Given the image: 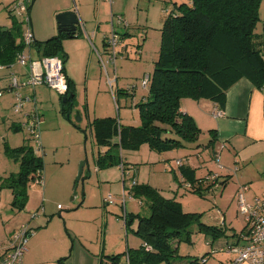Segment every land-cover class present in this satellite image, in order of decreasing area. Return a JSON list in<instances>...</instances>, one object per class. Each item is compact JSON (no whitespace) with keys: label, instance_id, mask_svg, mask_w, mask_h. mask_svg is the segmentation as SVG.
<instances>
[{"label":"rangeland","instance_id":"obj_1","mask_svg":"<svg viewBox=\"0 0 264 264\" xmlns=\"http://www.w3.org/2000/svg\"><path fill=\"white\" fill-rule=\"evenodd\" d=\"M0 1V26L4 25L9 28L14 20L18 22L21 34L27 30V24L24 23L23 17L14 14L10 16L8 11L12 10L11 7L16 3L32 2L29 10L30 29L32 28L35 36L40 37L42 42L58 33L56 17L60 13L56 11L66 4L72 12L77 7L76 9L84 20V31L87 34L96 30L98 24L101 28L100 35L107 33L110 35L109 11L115 15L113 20L117 31L128 33V36L124 35L126 37L123 39L127 41L125 43L126 53L117 47L116 65L115 63L106 64L105 70L102 62H106L108 54L102 58L98 56L97 42L92 41L94 45L92 47L90 44L88 51L86 46L78 44L75 47L74 41L64 40L70 44L68 48H65L69 53V59H65L64 64L71 69V72L76 73L79 82L73 100L74 106L68 114L71 122L60 111L63 107L60 95L48 86L43 87L42 92L36 90V98H34L36 103L34 100L24 102L20 111L13 112V102L7 107L0 99V239L8 241L9 236L12 235L8 231L9 228L19 222L20 218L29 215L30 213H27L29 209L40 208L42 212L43 206L46 210L45 218H50V220L47 225H44L45 228L42 226L34 239L39 249L47 250L53 247L52 250L62 253L64 255L62 259H65L64 257L67 258L70 254L71 241L80 240L83 248L94 257L96 264L99 260H102L103 264H113L110 259L114 255L117 256V249L121 244L122 247L127 243L129 248H136L141 243V239L132 233V228L126 229L125 233L123 221L125 214L136 212L144 217L149 212L146 197L129 196L128 189L133 186L134 182L158 189L162 197L174 198L180 202L184 212L196 211L202 214V218L209 219L214 214L217 215V212L218 218L224 214L226 216L230 208V213L236 212L237 214L236 219L231 215V217L227 216L232 221L236 220L234 229L237 231L242 226L244 228L245 218L235 204L236 188L235 193L230 191L231 186L223 191L221 185L215 184L212 185L211 188L214 189L211 192L203 191L201 197L194 193L193 189L185 187L186 181L180 175L181 164L183 167L195 166L193 169L195 176L203 179L208 176V170L214 171V163L216 167L222 168L219 165V157L218 163L214 160V154L220 153L222 146L218 147L217 144L212 143L210 147H207L213 138L210 132L213 126L212 118L220 117L218 114L211 117L213 100L208 97H201L198 100L184 99L180 104L182 109H188V113H191V118L200 130L197 140L186 142L184 148L172 147L156 151L151 149L148 143H142L136 149L122 148L121 151L113 147V153L123 158L122 161L126 164L127 169L123 170L125 178L118 165L101 167L98 171L94 160L98 151L105 150L106 147H98L94 142L92 130L90 131L89 127L90 122L95 118L111 117L126 127L140 124L139 109L135 105L148 95V89L142 81L152 73L154 62L158 59L161 42V31L159 30L168 15L165 9L171 10L172 3L182 4L187 0H112L111 10L108 3L104 5L103 0ZM260 1L257 13L259 20L254 26L256 45L262 41L264 31V0ZM97 10L100 11V19L96 16ZM117 17L121 18L122 26H118ZM78 29L81 31L80 36L85 38L86 35L81 25ZM24 53L28 57V50ZM31 53L34 56L35 50L33 49ZM87 64L91 66V81L88 83V90L85 91L83 83H85L84 73L86 72L84 71ZM24 70L23 66L13 65L0 70V75L4 77L5 74L10 78L14 75L18 81L24 83L27 80V76L23 74ZM107 72L109 80L112 81L110 87L107 83ZM117 77V84H115L114 79ZM6 84L5 81H1L0 87ZM42 86L45 85L42 84ZM31 91V87L24 86L20 92L29 94ZM34 107L41 115L39 123L41 148L39 149L35 147L26 131L14 132L8 125L15 117L20 118L22 111L27 108L31 110ZM73 123L79 129L74 127ZM117 140L118 138H113L112 142L115 143ZM24 144L32 147L35 154L42 159V182L41 184L33 181L28 183L27 200L24 209L19 211L12 210V193L9 188H6L4 180L8 175H15L18 172L19 164L14 157L7 155L5 150H14ZM179 161L181 164L178 165ZM83 162L82 174L79 180H76L79 167ZM181 181L185 183L182 185ZM233 182L234 180H231L230 184L232 185ZM74 192L76 197H74ZM246 194L247 191L245 198ZM231 204H234L233 208L229 207ZM36 213H31V217H34ZM222 219L223 217L220 219V224ZM229 224L228 221L226 226H220L224 234L212 237L207 233L197 231V224L190 222L185 230L181 231L180 240L175 243V245L178 244L179 256L174 258L171 264H228V260L233 255L221 250L226 249L227 245H231L234 241V237L230 236L233 231L228 230ZM23 225L28 226V224ZM30 231L34 233L35 230L30 229ZM104 233L107 235L105 245L103 243ZM63 241L64 244H62ZM101 247H104L105 251ZM124 253L119 254L117 264H127ZM192 261L197 262L192 263ZM63 262L70 264L67 260ZM158 264L167 263L163 261Z\"/></svg>","mask_w":264,"mask_h":264},{"label":"trees","instance_id":"obj_2","mask_svg":"<svg viewBox=\"0 0 264 264\" xmlns=\"http://www.w3.org/2000/svg\"><path fill=\"white\" fill-rule=\"evenodd\" d=\"M260 3V0H187L182 4L172 3L171 10L165 9L168 15L159 30L161 42L158 59L145 81L148 95L135 105L139 109L140 124L126 127L111 117L96 118L90 123L94 142L98 147H106L103 152L98 151L94 158L98 170L101 167L118 165L124 175L126 164L120 156L113 153V147L121 151L122 148L136 149L140 144L148 143L151 149L161 151L172 147L184 148L186 142L196 141L200 130L191 115L182 110L180 104L184 99L198 100L201 97H208L213 100L219 111V107L221 109L223 107L226 90L238 80L247 78L255 87L264 88V31L262 41L257 45L254 42L256 37L254 26L259 20L257 13ZM23 5L28 14L32 2ZM8 12L10 16L14 14L22 17L12 10ZM112 15L115 16L113 13ZM14 22L13 20L9 28L0 26V69L17 64L15 62L17 56L22 51L29 52V48L34 49L41 57H59L64 65L67 55L61 47L63 40L76 38L81 33L78 23L74 34L58 32L44 42L33 40L28 46L23 40L24 32L21 34L18 22ZM118 34L120 40L124 42L125 34L119 32ZM104 46L108 52L106 38ZM67 81L68 91L59 98L63 105L60 111L70 121L68 114L74 106L75 95L68 78ZM10 88L13 89L11 86ZM29 101L30 99L27 101L24 99L22 107L24 102ZM34 108L38 111L36 107ZM13 110L16 112L15 108ZM26 115L24 122L27 120ZM24 122L19 124L15 132L18 128L25 129L21 125ZM73 125L79 129L75 123ZM210 132L213 138L207 147L214 143L215 130ZM113 138L118 140L114 143ZM5 151L19 164L18 172L15 175H8L4 180L6 188L12 193V208L21 211L27 200L28 183L42 182V159L27 144ZM180 169L182 178L188 175L183 180L189 184V189H193V192L201 197L203 191L206 192L212 185L218 183L217 178L214 182H202L207 176L204 179H197L193 170L183 167L182 164ZM188 172L193 175L187 174ZM75 185L76 183L73 185L74 188ZM129 195L146 197L149 215L124 216L125 230L130 228L134 220L137 221L133 233L142 242L137 249H129L124 253L127 264H158L163 261L171 264L172 260L179 256L178 244L175 243L180 240L181 231L185 230L190 222L197 224V231L212 237L224 234L222 226L204 224L202 214L184 212L180 202L174 198L162 197L157 189L149 185H138L134 182ZM242 229L240 239L247 234L246 224ZM144 244L150 249H145L142 246ZM119 256H112L110 260L113 264L118 263ZM194 262L197 261H192Z\"/></svg>","mask_w":264,"mask_h":264},{"label":"crops","instance_id":"obj_3","mask_svg":"<svg viewBox=\"0 0 264 264\" xmlns=\"http://www.w3.org/2000/svg\"><path fill=\"white\" fill-rule=\"evenodd\" d=\"M103 2H104V5H106L105 3H107V2L105 0H103ZM103 2H101V4ZM99 7H100V5H99ZM109 7H110V5H109ZM76 8H74L75 11L72 12V11H70L68 5L66 4V5H64V7L58 8L56 13L61 14V13L68 12V11L74 13L76 16V19L79 21L78 23H80V25L84 31V24H83L84 20L82 19L80 12ZM110 10H111V7H110ZM110 14H111V11H109V19H110ZM28 15H29L28 17L30 19V23H31L30 11H29ZM96 16L98 17V19H100V11L99 10L96 11ZM57 26H58V24H57ZM2 27L7 28L4 25ZM95 29L96 30L90 32V34H87L84 31V34L86 35L85 38H83L82 36H78L76 38H70V39H65V40L66 41H74V43H76L75 47H77L78 44H80L83 47L86 46V49L88 51H89V45L91 44L90 46H92V47L94 45V43H92V41L95 43L97 42V44H98L97 46H99L98 50H100V51H98V50L96 51V52H98L97 53L98 56H101V58L103 56L106 57V54L108 52H107L104 44H105V38H106V36H108V33L100 35L99 30L101 28L99 27L98 24H97ZM31 32H32V36H33L34 41L42 42V39H40V37L35 36V32L32 30V28H31ZM120 34H125V35L127 34L126 36H128V33L124 32V31L121 32ZM53 35H55V34H53ZM70 43H72V42H70ZM125 43H127V41L122 42V39H121V43L118 45V47L123 49L126 53L127 45ZM69 45L70 44H67V42H65L63 40L62 46H61L63 48V51L66 53L68 59H69V53H68V51H66L65 48ZM32 50L33 49L29 48L28 55L30 56V61L38 62V60H40L42 57L36 51H35L34 56H33L31 53ZM71 56L73 57V55H71ZM34 57H36V59ZM26 61L27 62L25 64V66H23L25 68V70L23 71V74L28 77V75H29L28 73H30V70H29L30 61H28V60H26ZM15 65H19V64H15ZM115 65H116V61H115ZM36 68L38 69V66H36ZM0 70H2V69H0ZM90 70H91V66L87 64L85 66V71H84V72H86V73H84L85 83H83L85 86V91L88 90V85H89L88 83H89V81H91V79H90L91 71ZM63 72H65L67 78L71 82V84H70L71 90L74 92V95H75L77 90H78L77 83H79L76 73L73 71L71 72V69L66 67L65 64H64V71ZM113 72H114V70H113ZM14 78H16V77L14 76ZM10 79L11 78L8 75L4 74V77L0 75V82L5 81L7 83L5 86H3L4 88L0 87V91H1L0 99L3 100V104L7 105V107L10 106V104L12 102L13 103L15 102L14 98L16 95L15 94L16 90H14V88L13 89L10 88ZM114 80H115L114 83L117 84L116 82L118 80V77L115 78ZM16 81L18 82V84L23 83V81H18L17 78H16ZM43 87H46V86H42V85L38 86V87L35 86L34 88H32V91L29 94H27V93L22 94L20 92L23 89V86H22L18 90V92H16V93H19V95L21 97L23 96L24 98L34 100V102H35L34 98H36L35 95H36L37 91L42 92ZM117 88H119L118 85H117ZM25 101H27V100H25ZM220 109L221 108L219 107V111H218L216 105L213 104V112H212L211 117L214 116L213 114H215V112H220L221 115H220V117H213L212 118L213 126H212L211 130H215V132L213 134L214 144H217L218 147L222 146L221 147L222 150L220 151V153L217 152L216 154H214V160L219 157V165L222 168L216 167V164L214 163L213 167L215 169H214V171L208 170L209 171L208 175H211V174L217 175V180H218L217 184L221 185L223 191L227 190L228 187L230 188V186H231L230 191L234 192L235 188L238 190L240 186L243 187V185H246V186L248 185L247 189L249 188V190H246L247 191V194H246L247 201L250 203V202H254V200L255 201L259 200L260 203L264 204V88L259 89V88L255 87L250 82V80H248L247 78H242V79L238 80L235 84H233L229 89L226 90L225 101L223 103L222 109L221 110ZM182 110H184L185 112H188V109H182ZM28 111L29 110L27 108V109H25V111H22L23 112L22 115H19L20 118L15 117L13 120H10V123L8 125L12 131L15 132V129L20 126L19 124L21 122H24L25 115L28 113ZM189 114H191V113H189ZM89 127H90V125H89ZM18 130L26 131L25 129H22V128H18ZM90 131H91V127H90ZM103 151H104V149L100 152H103ZM194 167L195 166H193V167L187 166L186 168H190V170L192 171L193 169H195ZM126 169L127 168H125V170ZM120 171H121V169H120ZM187 174H189L191 176L193 175V173H191V172H188ZM122 175H123V173H122ZM194 176H195V173H194ZM123 177L125 178V173H124ZM195 178H197V177L195 176ZM197 179H203V178H197ZM231 180H234L232 185L230 184ZM186 185L189 186V184H187V183H186ZM186 185H185V187L187 188ZM188 188H190V187H188ZM130 189H128L129 194H130ZM212 189H214V188H211V189L207 190L206 192H211ZM158 192H159V190H158ZM236 203H237V200H236ZM232 205H234V204H231L229 207L233 208ZM141 206H142V204H141ZM263 208H264V206H263ZM41 209H42V212H40V208L29 209V211L27 213H30V214L24 216V218H20L19 222L12 225V227H10L8 230L10 234H13V232L19 226H21L23 224H28L29 229L35 230L34 233L31 232V235H30V237L33 239L31 240V238L28 237L29 238L28 250H27V253L24 255L23 262H21V264H66L63 262L66 260L70 264H96V261H94V257L85 248H83V245L80 243V240L79 241H73V240L71 241V246L69 248L70 254L67 258L64 257L65 259H62L64 256L62 253H58V252H56V250H52L53 247H50L47 250L46 249H39L37 247L36 243H34V239L37 236L38 231L42 228V226L45 228L44 225H47L49 223V220H50V218H48V217H47L48 219L45 218L46 217L45 208L42 206ZM12 210H13V208H12ZM35 212H37L36 215L34 217H31V213L34 214ZM189 213H198V212L195 211V212H189ZM129 214L140 215V213H136V212L135 213H133V212L126 213V215H129ZM148 215H149V212L145 216H148ZM228 215L229 216L231 215L235 219L237 218L236 212L230 213V208H229V211L226 213V216H225V214L222 216L223 219H222L221 224L219 222H220V219L222 217L218 218V212H217V215L214 214L209 219L207 217L206 218L201 217V218H202V222L208 226H218V227L219 226H226V222L229 221L230 224L228 226V230L233 231L230 236L234 237L233 238L234 241L232 243H233V245H236L238 243L240 244L241 243L240 242L241 241L240 235H241V232L243 231V229H242L243 226L241 228H239V230L236 231V229H234L235 228L234 224H236V220L235 221L230 220L229 217L227 218ZM106 221L107 220H106V216H105V222ZM107 224H108V222H106V225ZM136 226H137V221L134 220V222L130 226V228H132L131 230L133 232L136 230ZM124 230H125V228H124ZM125 233H126V230H125ZM105 234L106 233L103 234L104 235V242H103L104 245H105V237L107 236ZM125 236H127V234H125ZM9 238H10V236H9ZM9 238H8V241L6 239H0V247L2 249L7 248V245H8L9 240H10ZM53 241H55V239H53ZM225 242L229 244V242H227V241H225ZM141 243H140V245H141ZM232 243H231V245H232ZM62 244H64V241L62 242ZM128 246L126 243V245L123 246L124 247L123 248L122 244H121L120 248L117 249V255L121 254L122 252L126 253V251L129 249H137L138 247H140L139 245L136 248H129ZM118 247H119V245H118ZM112 250H115V249H112ZM104 251H105V248H104ZM98 264H103L102 260H99Z\"/></svg>","mask_w":264,"mask_h":264},{"label":"built area","instance_id":"obj_4","mask_svg":"<svg viewBox=\"0 0 264 264\" xmlns=\"http://www.w3.org/2000/svg\"><path fill=\"white\" fill-rule=\"evenodd\" d=\"M110 6L112 5V0H105ZM12 11L16 14H19L23 17L24 23L27 24L28 28L24 32L23 40L25 45H30L33 41L32 32L30 29V19L28 17L26 7L21 3H16L12 7ZM114 16L110 14V26L111 31L110 35L106 37L108 57L106 62H102V66L105 70L106 64H114L115 56H117L116 48L121 43L119 34L116 31L114 26ZM117 24L121 25L122 20L120 17H117ZM26 60L30 61V56L28 57L22 51L21 54L17 56L16 63L25 66ZM38 66V69L36 68ZM30 73H28L27 80L24 83L18 84L16 78L11 79L10 86L13 87L17 92L23 86H28L34 88L37 85H45L50 89L58 93L59 95H65L68 91V81L67 76L64 71L63 61L59 57H42L38 62L30 61L29 67ZM107 83L109 87L112 85V81L108 78V72L106 73ZM147 77L142 81L145 86V81ZM115 81V80H114ZM1 96V92H0ZM28 100L27 98H24ZM19 93L15 95V111H18L22 108L23 100ZM220 112H215L214 116ZM217 117V116H216ZM26 121L21 124L29 137L33 140L35 147L37 149L41 148L40 133H39V123L40 115L38 111L33 108L26 115ZM218 163V158L215 159ZM180 162L178 163V165ZM217 178L216 174L208 175L205 180L202 182H214V179ZM215 185V184H214ZM189 187V186H187ZM247 186L243 185L239 187L236 191V200L238 211L243 214L245 218V224L247 229V234L241 238V243L236 245H227L226 249L221 251H226L228 254L233 255V257L228 260V264H242L244 262L250 264H264V204L260 203L259 200H254L253 203H247L245 198V192ZM31 235V231L25 225H21L12 236L9 238L8 247L5 250L0 248V264H21L23 262L24 255L28 250V240ZM145 249L149 250L150 248L145 244L142 245Z\"/></svg>","mask_w":264,"mask_h":264},{"label":"water","instance_id":"obj_5","mask_svg":"<svg viewBox=\"0 0 264 264\" xmlns=\"http://www.w3.org/2000/svg\"><path fill=\"white\" fill-rule=\"evenodd\" d=\"M57 20V24H58V32H64V33H76L77 30V26H78V21L76 19V16L74 13L71 12H64L61 13L59 15H57L56 17ZM84 166V162L81 163L80 167H79V171H78V176L76 180H79L80 176H81V171L83 169ZM74 197H76V193L74 192ZM73 199V197H72Z\"/></svg>","mask_w":264,"mask_h":264}]
</instances>
